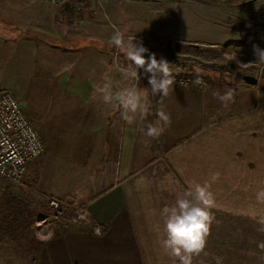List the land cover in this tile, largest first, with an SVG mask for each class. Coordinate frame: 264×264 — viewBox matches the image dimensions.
Here are the masks:
<instances>
[{
    "label": "crops",
    "instance_id": "0c3cea01",
    "mask_svg": "<svg viewBox=\"0 0 264 264\" xmlns=\"http://www.w3.org/2000/svg\"><path fill=\"white\" fill-rule=\"evenodd\" d=\"M141 2L74 0L73 9L81 10L82 19L70 26L50 23L35 28L44 39L23 36L39 42L28 43L39 51L35 57L34 51L22 49L17 33L2 38L12 49L10 55L18 56L22 72L36 84L26 113L46 147L36 166L28 168L34 178H28L45 194L84 208L88 221L63 219L51 239H36L33 230L34 239L6 238L0 241V264H179L160 245L165 237L161 209L174 205L197 183L209 186L216 206L211 209L215 219L205 251L193 258V264L237 261L233 255L236 220L250 217L253 209L238 203L235 192H221V185L236 184V176H230L234 167L229 160L222 162V141L214 143V130L208 128L214 117L229 108L213 95L223 94L218 88L228 84L211 83L200 89L173 85L161 100L152 96L150 74L142 69L139 81L124 79L120 69L130 62L112 47L116 30L109 24L121 27L125 39L143 34V23L156 36L157 19L150 12L141 14L149 4L144 1L139 12L129 4ZM100 9L110 20H104ZM40 54L47 57L39 59ZM167 61L174 69L171 59ZM27 75L22 82H27ZM106 82L114 93L129 87L147 93L151 114L127 124L118 107L104 103L96 93V86ZM8 87L17 92L0 82V90ZM161 110L170 116L171 124L158 138L148 137L147 124L162 126L157 115ZM222 168L228 176L222 177Z\"/></svg>",
    "mask_w": 264,
    "mask_h": 264
},
{
    "label": "rangeland",
    "instance_id": "374dc122",
    "mask_svg": "<svg viewBox=\"0 0 264 264\" xmlns=\"http://www.w3.org/2000/svg\"><path fill=\"white\" fill-rule=\"evenodd\" d=\"M142 1L129 4L133 10L139 12L145 4L144 1L147 2L149 6L142 8L141 14L150 12L157 19L158 32L156 36L150 35L151 27L143 23L141 25L144 33H140L141 36H138L139 32L135 34L133 42L142 43L149 52L156 54L157 59L163 57L166 60L171 59L175 65L185 66L186 69L194 68L195 72L205 76L206 86L211 83L228 84V87L218 86L221 87L218 89L225 92L231 90L234 93V102L229 104L226 113L219 118L214 117L208 127L211 131L214 130V143L222 141V162L229 160L234 167L230 169V176L233 173L236 176V184L231 181V184L221 185V192H235L238 203L250 206L253 210L249 212H255L257 217L264 216V203H259L256 199V193L264 189V63L256 59L253 48L256 45L264 49V0ZM72 2L74 0H68L66 4H54L47 0H0V82L17 89L16 92L8 87L9 91L15 92L14 95L25 113L30 108L29 100L33 97L31 91L36 84L30 76L22 72L18 56L10 55L12 49L10 46L6 47L2 38H9L5 36L17 33L16 36L20 37L18 41L22 40V49L27 52L34 51L35 57L39 51L29 44L37 41L22 39L23 36L29 35L25 36L26 39H30V36L44 39V35L34 31L35 28H42V25L50 23L70 26L80 17L82 19L83 13L81 10L74 11ZM98 11L104 20H110V16L105 15L101 9ZM123 11L127 10L124 8ZM128 23L140 25L131 20ZM109 26L122 31L119 26ZM128 27L129 25L126 26ZM37 57L44 59L47 56L40 54ZM26 75L27 82H22V77L25 79ZM244 75L255 77L257 82L244 83ZM214 76H220L223 80ZM43 155L28 165L21 182L0 180V196L7 187L12 194L22 195L31 208L39 210L40 214L31 223L34 237L39 240L44 237L36 233L34 222L49 214L48 197L52 195L45 194L37 184H32L29 178L34 176L31 175L33 172L28 173V168L35 167ZM225 175L228 176V170L222 168V177ZM236 221L238 231L233 243L236 245L233 250L237 259L235 264H264V248L260 247L264 244V231L259 230L261 225L251 215L237 217ZM2 232L1 230L0 241L9 239L4 238ZM230 234L232 236V232Z\"/></svg>",
    "mask_w": 264,
    "mask_h": 264
},
{
    "label": "clouds",
    "instance_id": "9594fccd",
    "mask_svg": "<svg viewBox=\"0 0 264 264\" xmlns=\"http://www.w3.org/2000/svg\"><path fill=\"white\" fill-rule=\"evenodd\" d=\"M134 36L125 39L124 34L116 30L111 37V45L122 53L129 61L127 67L120 69L124 79L138 81L140 76L138 70H143L148 75V83L152 96L159 98L167 97L173 91L176 74L173 72L170 63L161 57L157 59L155 53L143 46L142 43H134ZM256 59L264 63V49L254 45ZM145 53H148L145 56ZM195 85L203 83L202 78L197 76L193 82ZM96 93L104 103L115 104L121 114V118L132 124L139 118L145 120L151 114L150 103L147 93H141L136 87L125 88L113 92L110 83L96 86ZM225 107L234 102V93L231 90L223 94H213ZM162 126H154L149 123L146 126L145 134L148 137L158 138L164 128L170 126L171 118L164 111L157 113ZM259 203H264V189L256 193ZM215 199L207 184H195L193 188L178 197L175 204L165 206L161 209V216L164 219L165 237L160 241L164 252L171 258L178 260L179 264H193V258L205 251L207 237L214 221L211 209L214 208ZM257 223L261 225L260 231H264V216L257 217L255 212L250 214ZM52 236L49 235V239ZM264 248V244L260 245ZM219 264V261L217 262Z\"/></svg>",
    "mask_w": 264,
    "mask_h": 264
},
{
    "label": "built area",
    "instance_id": "2783aa9c",
    "mask_svg": "<svg viewBox=\"0 0 264 264\" xmlns=\"http://www.w3.org/2000/svg\"><path fill=\"white\" fill-rule=\"evenodd\" d=\"M54 4H66L68 0H47ZM176 74L174 86L204 88L207 81L205 76L197 72L173 70ZM199 76L203 83L193 82ZM45 152V144L37 129L28 119L17 98L6 89L0 90V180L14 183L21 182L27 172L28 165ZM49 208L52 212L36 219V233L49 238L53 229L61 221L63 210L72 208L73 213L69 222H87L88 216L84 208L72 207L65 201L50 196ZM99 234V229H95ZM36 234V235H37ZM37 235V236H38ZM38 236V237H39ZM40 238V237H39Z\"/></svg>",
    "mask_w": 264,
    "mask_h": 264
},
{
    "label": "trees",
    "instance_id": "16d2710c",
    "mask_svg": "<svg viewBox=\"0 0 264 264\" xmlns=\"http://www.w3.org/2000/svg\"><path fill=\"white\" fill-rule=\"evenodd\" d=\"M173 70H181L185 72L194 73V68H185V66L181 64L174 65ZM224 72L225 69L221 68ZM218 79H222L220 76H214ZM223 80V79H222ZM243 80V76H242ZM244 83H246L243 80ZM248 84V83H246ZM48 210V208H47ZM46 210V211H47ZM52 212L49 208V212ZM73 210L72 208H66L63 210L61 221L66 219L70 221ZM39 210L36 208H31L25 198L21 196H17L16 194H12V192L6 188L2 190L0 196V232L3 231V237H9V239H16L18 236H27L29 239H34L32 236V228L31 223L33 219L38 215ZM59 222V224L61 223ZM27 229V230H17V229ZM21 234V235H20ZM23 234V235H22Z\"/></svg>",
    "mask_w": 264,
    "mask_h": 264
},
{
    "label": "water",
    "instance_id": "95a60500",
    "mask_svg": "<svg viewBox=\"0 0 264 264\" xmlns=\"http://www.w3.org/2000/svg\"><path fill=\"white\" fill-rule=\"evenodd\" d=\"M190 46L197 47V45L189 44ZM243 80L248 84H255L257 82L256 78L250 75H244Z\"/></svg>",
    "mask_w": 264,
    "mask_h": 264
}]
</instances>
